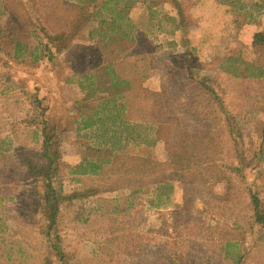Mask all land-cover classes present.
Returning <instances> with one entry per match:
<instances>
[{
    "label": "rangeland",
    "instance_id": "obj_1",
    "mask_svg": "<svg viewBox=\"0 0 264 264\" xmlns=\"http://www.w3.org/2000/svg\"><path fill=\"white\" fill-rule=\"evenodd\" d=\"M259 1L0 0V27L21 33L25 50H0V264H264L251 201L264 205ZM81 77H102L106 90L128 77L120 90L131 96L154 77L159 92L147 97L160 124L137 126L132 141L130 130L116 140L67 131V100L98 95ZM140 96L132 114L149 119ZM42 111L61 157L51 231L43 179L24 163L28 153L43 167Z\"/></svg>",
    "mask_w": 264,
    "mask_h": 264
},
{
    "label": "crops",
    "instance_id": "obj_2",
    "mask_svg": "<svg viewBox=\"0 0 264 264\" xmlns=\"http://www.w3.org/2000/svg\"><path fill=\"white\" fill-rule=\"evenodd\" d=\"M83 78L84 80H90L91 87L95 89L98 88V95H96L95 98L89 99L88 97V99H86V95L81 92V94H78L79 97H77V99L71 98L69 103L67 100V103L65 104V116L71 119V127L69 129L65 127L67 131H72V127L75 126H77L76 130L78 132H99L101 130L102 132L99 133H102L103 136H108L110 140H116V133L123 135V130H130V136L124 137H127L132 141L133 136L131 135V133L133 132V130L137 129V126L146 125L147 127L152 126V128H154V124H160V122L155 121L154 113H152L154 112V104L151 100L152 97L148 99V97L150 95L152 96L153 93L159 92L154 90L153 87H151L152 85H150L149 81L152 80V78L154 79V77H147L145 80V82L147 83H145V85H137L135 89L137 90V94L134 96H131L129 90H120L124 85L132 86L131 80L128 79V77H110L108 78L109 83L107 84H111V86L107 90H114V94L112 97L111 94H109V92L104 89V86L106 85L105 81L102 83L101 87H99V85H95V82L98 80L100 81L102 77H81V79ZM71 85L73 90H75L76 87L77 92L80 91L79 85H74L73 82H71ZM148 92L149 96L147 97ZM100 93L101 97H99ZM92 95H94V93ZM140 95H142L141 102L144 104L149 103V106L151 108L149 119H146V117L140 118L137 117L136 114H132V110L134 111L139 106L138 100H140ZM88 104L90 105V107ZM76 109L78 110L75 116L74 110ZM34 128H36V130H39L38 125H36ZM148 128L152 129L151 127ZM169 146H171V144L168 145V147ZM162 162L167 164L166 161ZM98 167L100 168L101 166L97 164V168Z\"/></svg>",
    "mask_w": 264,
    "mask_h": 264
},
{
    "label": "trees",
    "instance_id": "obj_3",
    "mask_svg": "<svg viewBox=\"0 0 264 264\" xmlns=\"http://www.w3.org/2000/svg\"><path fill=\"white\" fill-rule=\"evenodd\" d=\"M87 1H94V0H87ZM221 2H239V0H220ZM259 10H263L264 11V0H260L258 3H256L255 5ZM121 19V17H120ZM117 21V20H116ZM115 21H113L110 25H115ZM120 29V28H118ZM18 35H21V33L16 34V33H11V32H7L5 27H0V50L5 51L7 48V45L11 44L14 48H15V53L18 54L21 52V50L25 51L22 47L21 42H19V37ZM127 34H124V36H126ZM6 36V38H5ZM10 40V41H6V40ZM7 42V43H6ZM253 45L255 47L258 46H264V34L263 33H256L254 35L253 38ZM227 62V61H226ZM228 63V62H227ZM264 75V71L261 70V75L259 76H263ZM154 94V93H153ZM149 95V92L147 93V96ZM220 108L222 109V106H220ZM42 116L44 117V120L35 124L38 125L39 130L41 132L42 135V162H43V167H39L37 166L33 159L30 158V155L28 153H25V158H24V163H25V167L29 170V172L31 173L32 176H37V174L41 175V178L43 179V198L42 201L44 203V208H45V215H46V220L48 222V230L51 231V229H53L57 222H58V216L60 214V208H61V204H62V194H61V183H56V180L58 179L57 173H58V163L61 160L60 154L57 150L56 147V140L54 137V134H50V131H53L54 128L51 125L50 121L48 120V118L45 115V111H42ZM160 122V121H158ZM163 122V121H162ZM55 140V141H54ZM171 147L172 149H175V153L173 152L172 154V166H176L177 165V169L176 172H180L179 169V164H180V157H179V148H180V144L177 143L174 146V143L172 145L171 143ZM113 158H115L114 162H117L119 157H115L113 156ZM138 163H140V161H144V159L141 158H136L135 159ZM134 162L133 167L131 168V170L127 169V172L130 173H134L136 171H139L138 167L139 164ZM169 167V165H167ZM99 168V167H98ZM129 170V171H128ZM126 172V173H127ZM125 173V174H126ZM166 181H170V178L168 176H164L162 177V179H156L153 183L154 184H159V183H164ZM60 187V188H59ZM251 201H252V209H253V213L255 216V221L264 227V205L261 202L260 198L257 197L256 195H252L251 196ZM51 232H49L48 236L50 235ZM60 260L64 261V255L60 254Z\"/></svg>",
    "mask_w": 264,
    "mask_h": 264
}]
</instances>
